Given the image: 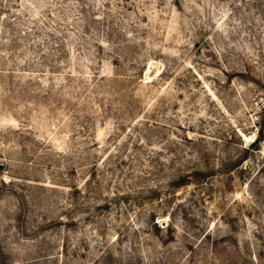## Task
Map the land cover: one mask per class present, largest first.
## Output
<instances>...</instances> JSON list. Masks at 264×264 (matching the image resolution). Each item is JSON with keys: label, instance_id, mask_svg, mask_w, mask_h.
Returning a JSON list of instances; mask_svg holds the SVG:
<instances>
[{"label": "rangeland", "instance_id": "1", "mask_svg": "<svg viewBox=\"0 0 264 264\" xmlns=\"http://www.w3.org/2000/svg\"><path fill=\"white\" fill-rule=\"evenodd\" d=\"M261 126L264 0H0V264H264Z\"/></svg>", "mask_w": 264, "mask_h": 264}, {"label": "trees", "instance_id": "2", "mask_svg": "<svg viewBox=\"0 0 264 264\" xmlns=\"http://www.w3.org/2000/svg\"><path fill=\"white\" fill-rule=\"evenodd\" d=\"M260 132H261V134H260L259 136H257L256 140H260V139H261L262 134H263V132H264V128H263V126H261Z\"/></svg>", "mask_w": 264, "mask_h": 264}, {"label": "water", "instance_id": "3", "mask_svg": "<svg viewBox=\"0 0 264 264\" xmlns=\"http://www.w3.org/2000/svg\"><path fill=\"white\" fill-rule=\"evenodd\" d=\"M151 68V67H150ZM2 167V165H0V168Z\"/></svg>", "mask_w": 264, "mask_h": 264}]
</instances>
